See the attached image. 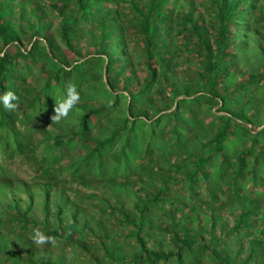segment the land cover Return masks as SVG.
I'll use <instances>...</instances> for the list:
<instances>
[{
    "label": "trees",
    "instance_id": "1",
    "mask_svg": "<svg viewBox=\"0 0 264 264\" xmlns=\"http://www.w3.org/2000/svg\"><path fill=\"white\" fill-rule=\"evenodd\" d=\"M205 1L206 9L211 16L208 17L210 27L194 0H0V91L4 93L6 86H11L7 91L14 88L13 91L18 95L15 91L16 86L12 84L14 80H22L15 63L16 59L38 62L42 68L45 59H52L57 62V68L49 70L48 74H45L46 69L42 71L46 77L44 86L53 85L49 83L50 81H53L57 85L55 88L58 89L66 90L67 86L73 83L78 86L79 79L85 74L94 76L95 71L92 68L100 64L101 67L104 65L105 84L112 91L125 92L115 93L110 101L99 103L96 107L86 104L77 106L79 115L83 117L81 123L84 126L81 133L84 136L86 116L99 115L102 111L116 108L119 98L126 101L124 114L117 121L118 127L108 130V135L102 136L101 139H93L95 147L90 149L89 155L111 142L117 135L119 141L123 140V147L134 150L130 142L138 136L133 132L130 137L125 138L123 131L126 125L131 124L130 127L135 131L143 130L146 122L139 116L148 117L150 113L156 114L170 108L174 98L178 96H181L178 100L183 101V107L189 111V117L194 115L193 120L188 118L187 122H184V127H189L190 136L196 139L207 138L202 147L207 149V153L198 157L192 155L193 159L189 164L191 168H186L185 174L179 176L181 179L178 178L179 181L185 179L184 182H187L188 188L192 190L197 180L212 190V197L200 201L204 205L210 204L207 215H203L206 220L194 219L196 222L191 221L194 224L192 228L188 224L190 220L188 215L196 206L199 209L198 205L185 204V200L167 197L166 176L161 182L153 185L143 184L141 181L138 186H134L135 181L125 180L124 184L116 183V186L108 190L105 199L111 206L108 207L109 210L116 212L119 209L121 211L119 222L132 227L128 234L134 238L136 250L128 258L121 254L120 247L114 243L111 249L106 248L110 244L106 239L108 235L102 231L104 230L102 220L98 223L95 233L88 218L79 219L76 213L70 212L68 220H62L64 206L61 199L53 205L55 224H58V227L48 226L46 215L50 209V196L56 194L57 184L39 186L40 205L44 211L43 223L47 234L77 244L90 255L95 264H104L103 256L115 264H123L122 262L128 260L133 264L136 261L155 262L169 258L181 262L182 251L191 248L203 249L220 264H229L232 261L227 260L228 254L225 253H231L232 250L225 244L228 242L227 237L234 232H239V237L236 238L240 239V242L249 243L247 251H259L254 245L258 237L250 231L246 233L238 229L240 223H247L250 228L254 227V222H251L252 215L254 214L255 218L261 216L258 207L260 201L253 195L248 197L247 190L241 194L242 185L239 180L244 178L246 169L250 174L249 178L252 179L251 184L257 185L260 176L255 174V170L257 165L260 166V162L264 163V113L261 110V106L264 105V0ZM119 3L126 7V19L123 17V10L117 8ZM174 23L179 24L180 30L187 29L183 33L180 32L184 36L180 44L184 46L178 51L174 48L171 38L175 32ZM211 27L215 28L213 42L209 37ZM22 36L28 37L26 43H23ZM131 38L134 45H141V57L146 58L144 75L136 72L131 63L129 57ZM250 43H253V49L255 48L253 51L248 50ZM8 44L16 48L13 57L5 49ZM181 51H184L186 56L199 53L201 64L195 65L192 61H186L184 63L186 69L179 72L175 69L177 61L174 55ZM67 53L76 57H89L67 70L66 67L70 66L66 58ZM251 58L256 59L255 63L250 62ZM86 64L89 65L87 68ZM236 71H241L242 76H236ZM101 84L99 86L101 89L97 92L112 95ZM201 91L204 93L198 94ZM31 102L30 99L27 103ZM205 102H210V110L219 105L218 109L224 113L216 115L210 111V119L205 121L203 112ZM176 108L177 103L169 113L163 114L167 118L164 121L160 119L162 115L152 119L149 136H153L154 143L144 154H153L151 149L157 147V143H161L160 147L166 145L165 135L168 133V121L174 116L173 111L176 112L177 118L184 119ZM234 113L239 114L242 121L236 120ZM7 120L8 115L0 103V124ZM135 120H138L140 126H134ZM216 124L217 128L212 132L211 126ZM101 127L104 128V125ZM159 131L163 134L161 135ZM47 138L52 142L50 147L62 145L59 137L51 138L48 134ZM240 140L248 143L236 148V143ZM192 146V139L186 137L179 139L177 145L172 146L173 150L168 148V151L172 155L175 150L182 151ZM157 155L160 156L159 153ZM233 157L236 162L235 168L227 172V166H232L229 161ZM82 161L85 162L84 159ZM226 177L230 182L223 181ZM9 187L8 181H0V197H5L0 200V260L8 262L4 260L7 258L10 261L29 262L32 246L29 239L21 234V229L26 224L31 225L35 222L29 213L32 195L27 193L26 205H21V201L14 196H5L12 191ZM122 189L132 201L129 209H124L120 205ZM214 189L221 194L216 196ZM235 190L237 191L234 193ZM138 192H141V195H138ZM226 192L229 193L228 197L232 196L231 201L241 197L245 203L242 205L240 203L241 208L235 215L234 225L229 229L217 231L216 223L220 219L212 217L210 208L213 210V206L217 205L219 214L220 208L226 209L229 213L231 210L229 207L233 204L224 202L226 197H223V194ZM248 201H253L255 206L248 207ZM164 204L170 210L179 213L176 219L172 218L167 223L171 226V243L174 245V248L168 250H163L160 246L150 248L146 245V240L154 235L155 243L161 239V233L155 226L152 209L162 208ZM4 217L20 221L6 234L1 232L2 224L5 223ZM246 219L250 221L247 222ZM152 226L156 229H152ZM80 227L91 230L90 234L94 235L97 241L96 248L88 244L90 240L84 242L82 236L75 237V234L80 232ZM205 227L209 228L207 233L209 238L206 239L203 235ZM97 248L102 252L100 258L96 257ZM253 255L260 262H264L263 248ZM250 257L251 254L246 253L244 258L239 259L240 262H246ZM243 259L245 260L242 261Z\"/></svg>",
    "mask_w": 264,
    "mask_h": 264
},
{
    "label": "rangeland",
    "instance_id": "2",
    "mask_svg": "<svg viewBox=\"0 0 264 264\" xmlns=\"http://www.w3.org/2000/svg\"><path fill=\"white\" fill-rule=\"evenodd\" d=\"M194 1L197 2V5L199 6L198 10L203 14L206 24L210 27L211 22L209 21V18H211V16L206 9L207 1ZM202 2L205 3L202 4ZM117 8L123 10L122 14L124 19H126L125 5L119 3ZM213 21L214 20H212V22ZM173 26L175 32L171 35V38L173 45L176 46H174V48L178 51L184 46L180 44L183 40L182 38H184L180 32L183 33L187 29L183 28V30H180L181 27L176 23H174ZM260 29L263 28L260 27ZM209 31L210 40L213 42L215 28L211 27L209 28ZM259 32L260 31H258V33ZM254 34H256V32H254ZM253 37H255V35H253ZM21 38L23 43L27 42V36H22ZM131 40L132 42H130L129 45V57L131 63L136 72H139L140 75H144L146 72V58L141 57V45H134L133 38H131ZM253 47V43H250L248 45V50L253 51L255 49H253ZM255 47H257V45H255ZM5 49L7 53L13 57V54L16 51L15 46L8 44ZM66 56L70 63V66L66 67L67 70L89 57H76L69 53H67ZM174 56L177 61L175 69L179 72H183L186 69L184 64L186 61H192L195 65L201 64V55L199 53H193L192 55L186 56V53L181 51L179 54L176 52ZM251 59L250 62L255 63L256 59ZM15 63L22 76V80L12 81L13 86H16L17 88L15 91H17L19 96V106L15 111H8L1 103L4 111L8 115V120L2 125L0 124V181L6 180L10 183L9 189L11 188L12 191L5 196H14L21 201V205H26L27 193L32 195L29 213L35 222L31 225L26 224L25 227L21 229V234L29 239L30 242L31 240L29 237L34 228H40L47 234L45 224L43 223L44 211L41 210L40 205L41 194L39 186L41 184H57L55 189L56 194L50 196V209L46 215L48 226L53 228L56 226L58 227V224H55V211L53 210V205L54 202H60L61 199L62 206H64L61 213L62 220H68L70 212L76 213V217L79 219L86 217L88 218L89 223L92 224L94 233L97 231L99 226L98 223L102 220V227L104 228L102 231H105L108 235L106 239L107 243L110 244V246L108 245L106 248L111 249L110 247L112 243H114V245L116 244L117 247H120L122 251L121 254L127 258L133 255L136 250L134 238L128 234L132 230V227L119 222L121 211L119 209H117L116 212L109 210L108 207L110 205L105 199L108 190L116 186V183L124 184V181L127 180L128 182L135 181L134 186H138V183H141V181L143 184L153 185L161 182L166 176L168 181L166 184L167 197L171 196L178 200H185V204L198 205L199 209H197L196 206V209L192 210V213L188 215V219H190L188 222L190 228L194 226L193 222H196L195 220L198 218L203 221L206 220L204 216L207 215L210 204L204 205V203L202 204L200 201L209 196L212 197V190L210 188L207 189L201 184L202 182L198 180L195 181L193 190L188 188L187 182H184L185 179L178 180L179 176L185 174L184 172L187 170L186 168H191V165L189 166V164L193 159V157H191L192 155L198 157L199 155L207 153V149L202 148L203 142L206 141L207 138L201 137L196 139L195 137L190 136L189 127H184V122H187L188 118L193 120L194 115L189 117V111L183 107V101L178 100L181 96L175 97L171 107L166 110H162L156 114L150 113L148 117L139 116L140 119L144 118L146 122L143 130L138 129L135 131L130 127L131 124L126 125V128L123 131L125 138L130 137V134L133 132H136L137 134L135 136H138L133 142L129 141L134 150L123 147V140L119 141V136L117 135L112 138L111 142L94 151L92 155H89L88 152L90 149L92 150V148L94 149L95 147L92 140L101 139L102 136L105 137L108 135V130L118 127L119 123L117 121L123 116L124 108L126 106V101L123 98H119L116 108L102 111L99 115L91 114L86 116V125L84 129L86 134L84 133L85 135L82 136L81 131L83 130L84 125L81 123V120L83 117L79 115V109L77 106L79 104H86L96 107L99 103L110 101L115 93H125L124 91L120 92V90L112 91L110 87L105 84V77L103 75L104 65L101 67L100 64H97L92 68V70L95 71L94 76L85 74L83 78L81 77L79 79L76 88L80 93V102L76 108L69 113L67 119H62L59 123H55L51 122V116L54 114L55 100L61 98L65 94V88H55L57 85L54 84L53 81L49 82L53 85L44 86V82L46 78L45 74H48L49 70H55L57 68V62L52 59H45L43 62V68L35 61L31 63L29 60L21 61L16 59ZM88 66L89 65L86 64L85 68ZM44 69H46L45 74L42 72ZM240 72H237L236 76H242ZM72 80H74L73 77ZM100 84L104 89H108L112 95L109 93H107L108 95H104L97 92V90L101 89L99 87ZM163 85L166 86V83L163 82ZM10 87L6 86L5 92L10 90ZM13 90L14 88L11 89V91ZM200 93L204 92L201 91L198 94ZM2 94L3 92L0 91V95ZM30 99L32 102L27 103ZM176 103V109L184 119L181 120L180 118H177L178 116L176 117V112L173 111L174 116L168 121V133L165 135V137H167L166 145L160 147L161 143L156 144V141L155 144L157 147L151 149L153 154H144L145 150L148 147L153 146L154 143L153 136H149V129L152 127V119L162 115L160 119L164 121L167 118H165L163 114L166 112L169 113ZM205 104L206 106L203 109L205 121H209L210 111L214 112L216 115L224 113L221 109H218L219 105H215L210 110V102H205ZM261 110L264 113V105L261 106ZM234 114L236 115V120L242 121V117L239 114ZM217 124L211 126V128H213L212 132L216 130ZM101 125H104V128H102ZM134 126H140L138 120H135ZM247 127L250 129V125ZM159 133L161 135L163 134L162 131H159ZM48 134L51 138L59 137V139L62 140V145L50 147L52 142L48 141L50 140L47 138ZM72 135L74 137H72ZM186 137H188L189 140L192 139L193 146L182 151L175 150L171 155L168 148H172L173 150L174 147L172 146L177 145L179 139L182 140ZM230 137H232V135L229 136V138ZM243 143L247 145L248 141L240 140L236 143V148H240ZM162 151H165L166 153L169 152V154L163 153ZM158 153L160 156L157 155ZM82 159H84L85 162H83ZM229 163H231L232 166H227V172H230L235 168L236 162L234 157L230 159ZM248 173L249 172H246L245 169L244 178L242 177L239 180L242 185L241 194L247 190L248 197H252L253 195V197L255 196L260 201L258 207L261 216L255 218L253 214L251 217L253 220H251V222H254V227L250 228V225L247 223H240L238 231L242 230L246 233H249L250 231L253 235L257 236L258 240L254 241V245H256V249L260 251V249H264V163L260 162V166L257 165L255 170V174H259L260 176V181L257 185L251 184L253 182H251L252 179L249 178L250 174ZM223 181L230 182L228 177L223 178ZM123 190L124 189H122L120 195L122 197L120 198V205L124 209H129L132 206V201L128 198L129 196L124 194L125 191ZM236 191L237 190H235L234 193ZM214 194L217 196L221 193L217 191V189H214ZM225 194H223V197H226L224 202L233 204L229 207L231 209L229 213L226 209L224 210L223 208H220L219 214L217 205L213 206V210L210 208V214L212 217L217 218V220L220 219L216 223L217 231L223 228L229 229L234 225L236 222L235 215L241 208L240 203L241 205L242 203H245L241 197L231 201L232 196L228 197V192ZM138 195H141V192H138ZM3 198L5 197H0V200H3ZM247 206L252 208L255 205L253 201H248ZM152 214L155 216V226L161 233V239L159 242L155 243L154 235L146 240V245L150 248L160 246L163 250L174 248V245L171 243V226L167 225V223L172 218L176 219L179 213L176 210H170L169 207L164 204L162 208L154 207V209H152ZM9 220L8 217H4L3 219L5 222L1 227V232L3 234H6L9 229L11 230V227H15L17 222H20L15 218ZM246 221L248 222L250 219H246ZM10 222L13 224L9 225ZM100 229L101 228H99V231ZM152 229L156 228L152 226ZM187 229L189 230V228ZM79 230L80 232L75 234V237L82 236L84 242L90 240L91 242L88 244L93 248H96L97 241L94 235L90 234L91 230L82 227H80ZM208 230L209 228L205 227V232L203 234L205 239L209 238V235L207 234ZM73 233L74 232H72V234ZM238 233L239 232H234L233 235L231 234L230 237H227L228 242L225 245L232 250L231 253H225L228 254L226 257L227 260L232 261L229 262V264L233 262H235V264H264V262H260L258 258H254L253 254L258 253L259 251H247L249 243L240 242V239L236 238L237 236L239 237ZM55 238L57 240L55 246L48 245L43 249L35 248L31 242V261L29 262H16L5 258L4 260H7L8 262H1L0 260V264H95L90 255L83 251L77 244L66 242L65 240H62L61 237L56 236ZM244 239L246 240L245 237ZM16 249L19 251V248L16 247ZM97 250L98 254H96V257H102L101 250L98 248ZM246 253L251 254L250 259L246 262H240L241 259H239V257L244 258ZM102 258L105 261L104 264H115V262H109L107 258L104 259L105 256ZM1 259H3V257ZM244 260L245 259L242 261ZM122 263L131 264L130 260ZM133 264L220 263L212 259L207 251L191 248L182 251L181 262H175L169 258L155 262L142 260L133 262Z\"/></svg>",
    "mask_w": 264,
    "mask_h": 264
},
{
    "label": "clouds",
    "instance_id": "3",
    "mask_svg": "<svg viewBox=\"0 0 264 264\" xmlns=\"http://www.w3.org/2000/svg\"><path fill=\"white\" fill-rule=\"evenodd\" d=\"M80 102V93L74 84H69L65 90V94L55 100L54 114L51 116V122L59 123L62 119H67L69 113ZM0 103L8 111H15L19 106V96L12 91L4 92L0 95ZM30 240L35 248L43 249L45 246L57 244L54 236L46 234L40 228H34L30 235Z\"/></svg>",
    "mask_w": 264,
    "mask_h": 264
}]
</instances>
